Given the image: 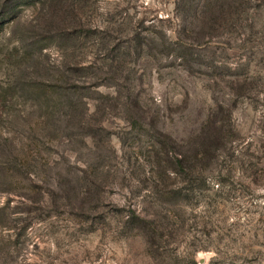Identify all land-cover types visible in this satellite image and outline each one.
Segmentation results:
<instances>
[{
  "label": "rangeland",
  "instance_id": "rangeland-1",
  "mask_svg": "<svg viewBox=\"0 0 264 264\" xmlns=\"http://www.w3.org/2000/svg\"><path fill=\"white\" fill-rule=\"evenodd\" d=\"M0 264H264V0H0Z\"/></svg>",
  "mask_w": 264,
  "mask_h": 264
}]
</instances>
